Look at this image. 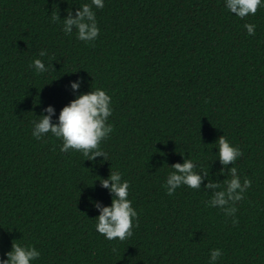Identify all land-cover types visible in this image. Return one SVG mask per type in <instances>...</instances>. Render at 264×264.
Returning <instances> with one entry per match:
<instances>
[{
	"label": "trees",
	"instance_id": "1",
	"mask_svg": "<svg viewBox=\"0 0 264 264\" xmlns=\"http://www.w3.org/2000/svg\"><path fill=\"white\" fill-rule=\"evenodd\" d=\"M85 3L0 0V257L19 243L40 250L33 264H208L221 248L217 264H264V8L240 19L224 0H105L100 34L86 43L52 20ZM35 58L53 67L36 73ZM92 87L112 97L113 131L100 145L108 160L32 136L48 105L55 121ZM222 135L242 150L241 182H252L234 217L207 206L219 189L206 185L223 187L233 166L217 158ZM185 158L208 174L200 189L170 196V166ZM110 171L129 181L138 212L123 241L95 230L93 201L112 202L99 180Z\"/></svg>",
	"mask_w": 264,
	"mask_h": 264
},
{
	"label": "clouds",
	"instance_id": "2",
	"mask_svg": "<svg viewBox=\"0 0 264 264\" xmlns=\"http://www.w3.org/2000/svg\"><path fill=\"white\" fill-rule=\"evenodd\" d=\"M105 0H90V3L80 5L72 15V9H67L68 16L61 18L60 15H53V22L61 21L63 32L73 33L75 30L76 38L84 42L95 41L99 34L95 9H102ZM224 7L228 12L235 14L240 19L249 15H255L258 8H264V0H224ZM244 28L249 36L255 35L256 25L245 23ZM47 55L46 50L42 49L39 57ZM36 73L42 74L49 72L53 65H46L40 58L31 61ZM73 91H78L82 85V79L71 81ZM55 108L48 105L40 115L39 119L33 121L32 136L37 140L51 135L62 140L61 152L80 151L86 160H94L97 156H103L108 160V154L100 147L101 142L106 140L113 131V125L109 122V117L113 114L112 97L101 87H96L86 92L80 93L71 102L65 105L54 121ZM46 113V114H45ZM217 158L220 163L228 169L229 177L221 183L212 182L206 185L209 189H219L214 191L208 201V207H219L226 215L234 217L237 208L236 202L244 198L245 192L251 187V180L245 178L241 182L235 161L242 155V150L231 143L222 135L216 141ZM183 155V153L181 154ZM171 171L164 184L168 195H173L177 188L188 186L192 189H200L201 183L207 176L208 171L202 168L198 162L192 158H185L182 163L177 162L170 166ZM224 169H221L223 174ZM101 185L108 188L113 194L111 205L101 206L99 202L93 201L99 209V215L95 217V230L107 240L119 239L121 241L133 235L134 221L138 218V212L133 207V202L129 197L130 183L122 179L119 171H110L107 179H99ZM237 221L233 219V223ZM41 255L35 245H25L13 243L12 249L5 253L6 258L0 257V264H33ZM223 257L221 248L209 249L208 264H217Z\"/></svg>",
	"mask_w": 264,
	"mask_h": 264
}]
</instances>
